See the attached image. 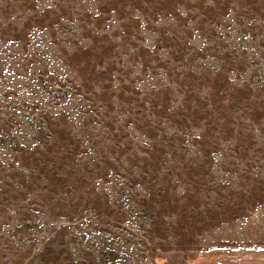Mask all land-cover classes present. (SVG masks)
I'll list each match as a JSON object with an SVG mask.
<instances>
[{
	"label": "rangeland",
	"instance_id": "374dc122",
	"mask_svg": "<svg viewBox=\"0 0 264 264\" xmlns=\"http://www.w3.org/2000/svg\"><path fill=\"white\" fill-rule=\"evenodd\" d=\"M105 2L0 0V264H36L50 240L79 264H264V204L254 208L246 200V216L197 235L192 254L177 250L169 233L155 235L143 205L158 186L183 194L198 169L208 172L204 180L214 188L203 191V207L230 199L232 191L264 186V119L255 123L251 109L224 116L235 133L254 141L238 151L235 139H222L221 116H206L209 134L221 136L206 156L198 138L209 126L184 111L207 101L211 78L230 69L233 81L250 87L257 107H264V0H187L179 6L183 21L152 12L143 0L148 12L131 11L141 26L129 30L127 18L102 12ZM101 36L115 45L99 67L111 80L105 74L98 83L74 52L96 49ZM106 91L110 100L102 96ZM163 98L167 117L153 108ZM172 115L187 121L177 124ZM50 124L81 145L73 165L97 181L112 216L79 210L74 219L59 217L75 196L67 188L51 191L45 174L34 181L39 170L31 169L38 165L23 166L34 162L27 158L32 151H48ZM154 153L160 170L145 174L144 160ZM24 177L33 180L29 188Z\"/></svg>",
	"mask_w": 264,
	"mask_h": 264
},
{
	"label": "trees",
	"instance_id": "16d2710c",
	"mask_svg": "<svg viewBox=\"0 0 264 264\" xmlns=\"http://www.w3.org/2000/svg\"><path fill=\"white\" fill-rule=\"evenodd\" d=\"M144 1L154 6V9L151 10L152 12L160 13V11H163L165 17L175 16L180 19L178 21L184 20L179 6L188 3L187 0ZM140 2L144 4L143 0H106L105 3L107 5H102L100 9H102V12H115L118 18L123 21L127 18L124 21V27L129 30L133 23L137 28L141 26V21L133 18L131 11L141 10L146 14L148 12L143 5H140ZM128 6H131V8L127 9ZM104 21L105 19L99 16L98 27H101ZM97 39L98 37H96L94 42H97ZM101 39L104 42L100 41L99 44H96V49L95 47H82L74 52V57L81 65L82 71L83 68L90 71V78H94L98 83L104 81L105 74L111 80L112 73L110 71L107 72L105 69H99V67L107 65L106 59L109 60L115 45L114 43L112 44V41L107 36H101ZM158 47H161V45H158ZM230 71L231 69L227 72L220 70L211 78L210 85H206L210 88L207 101L203 99L197 102V105H188L186 110L183 109L192 113L191 119L195 124L209 126L208 130L201 133L198 138L199 145L206 156L211 154L207 146L209 145L211 148L215 144V139H221V136L215 138L209 134L210 122L209 119H205L206 116L218 113L221 116L220 120L224 122V116L229 119L230 113L233 116L240 110L251 109L253 110L251 119L255 123L262 124L261 120L264 119V107H257L253 99L252 89L236 84L230 73H228ZM107 91L102 95L104 100H110L112 97L107 95ZM126 100H129V98H124L123 102ZM189 104H191V101H189ZM153 108L154 112L162 117L170 116L168 99L163 98ZM170 119L177 124L187 121L186 117H178L177 115H172ZM218 124L220 125V132L223 134L222 139L226 141L236 140V150L241 151L253 146V139L249 135L245 136L244 133H235L229 120ZM49 128L48 141L50 143H46L48 151H32L27 158L34 162L32 164L24 163L23 166L30 170L33 166L38 165L39 167L31 169L39 170L32 175L34 181L44 178L45 176L43 177L42 174H45L51 191L56 190L57 187L67 188L75 196L68 205H64L60 209L58 216L66 217L71 215L72 219H74L73 214L79 210L92 211L99 217L112 216V213L115 212L113 205L99 191L97 181L93 180L92 177H88L82 170L77 169L73 165V162H76L84 152L81 145L73 141L69 136L63 137L62 132L58 131L53 124H50ZM54 146L57 149L56 151H53ZM160 160L161 156L159 153H154L153 158H146L143 167L145 174L153 175L158 172L160 170ZM59 164L66 166L63 169L65 171L64 174L59 173L58 169L54 173ZM54 167L55 169L53 170ZM52 173L54 174L52 175ZM207 173L204 169H198L196 176L190 175L189 185L183 194L177 193L176 188L170 189L158 186V189L154 190L143 200L146 213L152 218V232L161 238L168 237L169 233L174 238L175 248L187 254H192L198 249L197 235L220 227L233 219H243L247 212L246 200H249L254 208L264 204V186L258 185V187H251L248 190L232 191L230 199L221 200L219 205H209L208 203L203 207V202L201 201L203 191L206 189L207 191H214V188L204 180ZM142 179L148 182L154 180L153 177L147 178L145 175H143ZM22 184L29 188L33 184V180L24 177ZM53 212H55V209H53ZM166 217L173 218L170 223H167V226L162 225ZM66 229V227L63 228V230ZM55 244V240H50L46 244L36 264H79L70 253H67L68 249L65 247L58 249Z\"/></svg>",
	"mask_w": 264,
	"mask_h": 264
}]
</instances>
